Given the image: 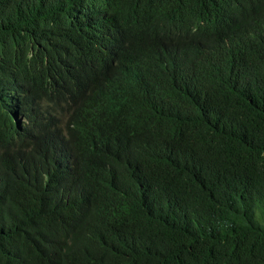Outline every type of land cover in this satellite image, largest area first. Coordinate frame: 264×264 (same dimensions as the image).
I'll use <instances>...</instances> for the list:
<instances>
[{"label": "trees", "instance_id": "1", "mask_svg": "<svg viewBox=\"0 0 264 264\" xmlns=\"http://www.w3.org/2000/svg\"><path fill=\"white\" fill-rule=\"evenodd\" d=\"M0 264H264V0H0Z\"/></svg>", "mask_w": 264, "mask_h": 264}]
</instances>
